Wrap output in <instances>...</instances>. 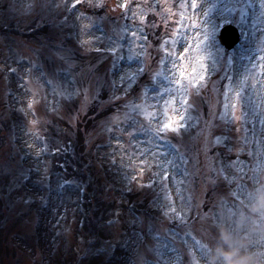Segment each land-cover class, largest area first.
<instances>
[{
  "label": "rangeland",
  "instance_id": "obj_1",
  "mask_svg": "<svg viewBox=\"0 0 264 264\" xmlns=\"http://www.w3.org/2000/svg\"><path fill=\"white\" fill-rule=\"evenodd\" d=\"M75 1L0 0V264H53L62 253L69 258L75 220L60 223L76 211L79 184L92 189L83 204V235L92 240L83 245L81 264H264V68L252 70L264 64V17L253 30L250 20L241 26L232 14L241 36L227 51L206 41L203 30L229 15V0H199L207 17L187 6L191 0H123L125 8L117 0H80L87 11L73 8ZM181 16L184 27L176 36ZM43 25L25 37L26 29ZM140 30L147 40L133 39ZM189 44L185 60L171 55ZM184 94L188 127L158 138L152 115L159 121L174 116ZM87 121L92 126L78 134ZM100 146L105 153L98 156ZM83 147L87 163L78 159ZM236 161L248 177L258 175L255 184L245 179L246 196L233 197L235 185L217 174ZM109 165L114 181L124 174L132 184L148 181L144 190L134 188L143 211L127 250L116 257L112 243L97 237L116 239L119 225L97 228L93 216L110 190ZM30 166L34 177L27 174ZM165 243L169 252L162 256Z\"/></svg>",
  "mask_w": 264,
  "mask_h": 264
},
{
  "label": "snow or ice",
  "instance_id": "obj_2",
  "mask_svg": "<svg viewBox=\"0 0 264 264\" xmlns=\"http://www.w3.org/2000/svg\"><path fill=\"white\" fill-rule=\"evenodd\" d=\"M80 0H77V3H79ZM119 7L125 8L126 5L124 4L123 0H120V3L118 4ZM190 7L193 12H196L197 10H200L202 12V15L207 17L208 12L203 9V6L199 3V0H191V3L187 5ZM72 7H75L73 5ZM224 10L229 13V15H223L221 14L219 17H217V21L215 23H211V31H209L207 28H205L204 31V39L211 40L212 46L216 48H220L221 42L226 41V37L224 36V30L232 25L233 23H236L237 21L234 20L232 14H238L240 19L239 23L241 26H244L246 21H251V28L253 30L256 29L257 23L259 22L260 17H264V0H259V3H253V0H229L227 4L224 5ZM259 12V16L257 13ZM183 19L184 17L181 16V22L178 25L175 35L179 36L180 35V29L181 27H184L183 25ZM209 20H205L204 23L207 24L209 23ZM196 23L193 22L191 24L192 28H196ZM141 31V35L137 36L136 32L132 33L133 39H142V40H147V36L143 34V31ZM242 35L246 34L242 32ZM183 39V37H181ZM173 43H176L178 46L183 47L184 45L180 44L179 40H174ZM199 47V45H197ZM243 47V45H241ZM191 49V45L189 44L187 47L184 48V53L183 54H171L175 56L176 60L183 61L187 58L186 54L187 52ZM249 60L252 59V57H248ZM261 61H264V57H260ZM164 61H162V64ZM176 63L173 62V68L175 69ZM203 68L204 66L201 65ZM244 67V73L247 74L249 70L247 69L246 66ZM256 67H261L264 68V64H259V65H253V69L255 70ZM140 72H143V69L139 70ZM195 72V70H193ZM157 77H160L163 75V73H157ZM135 75L129 76V82H132L135 80ZM166 78V77H165ZM184 78V73L181 72L180 74V80H176L175 83L177 84L178 87L181 86V82ZM123 79V78H122ZM205 77L201 75L199 77L200 81H203ZM171 83V81H170ZM243 84L244 82H241V86L239 89L236 90L235 95L238 101H241L243 99L242 93H243ZM172 103L175 105L177 102L175 100L172 101ZM181 107L179 109L173 107L172 112L175 113L174 116H168L165 114V119L164 121H159V117L155 114L152 115V119L156 120L159 124L155 135L159 138L162 137L164 133L166 132H173V133H178L182 130H185L188 127V120L191 119L190 114H189V103L188 100L185 98L180 101ZM236 105H233V108H235ZM242 111V118L247 122L248 120V113L244 112L243 108L241 109ZM163 143V141H162ZM161 156L166 160L167 158V153H164L163 150H161ZM142 156L144 155L143 153L141 154ZM171 163V162H169ZM161 169H164L163 164L157 165ZM245 166L242 165L239 161L234 162L233 164H225L222 165V167L218 170L217 174H223V179L225 181H228L230 186L235 185V191L231 193L233 197H239V196H246L248 193L247 191V185L245 183V179H249L255 184L258 181V175L256 172H253V175L248 177L247 173L244 170ZM235 169V171H233ZM231 177V179H230ZM164 178L167 179V172L165 171ZM199 246V245H198ZM169 252V246L167 243L163 244L162 249H161V255H167Z\"/></svg>",
  "mask_w": 264,
  "mask_h": 264
},
{
  "label": "trees",
  "instance_id": "obj_3",
  "mask_svg": "<svg viewBox=\"0 0 264 264\" xmlns=\"http://www.w3.org/2000/svg\"><path fill=\"white\" fill-rule=\"evenodd\" d=\"M123 91H118L117 94H120ZM93 116H96L94 112L89 116L88 119L91 120ZM86 125L79 126L78 125V134L82 133L83 131L88 130L92 125L91 122L87 121ZM83 129V131H81ZM47 139L51 142L48 137ZM97 155L100 156L105 153V148L103 147H98ZM80 156L78 157L79 160L85 161L88 152L82 148ZM54 161L57 164H62L60 162V159H54ZM86 162V161H85ZM87 163V162H86ZM58 166V165H57ZM59 167V166H58ZM61 168V167H59ZM104 177L105 180H107V184L110 186V190L106 193L107 198L106 199H100L95 206L94 210V219L97 221L96 225L97 228L109 225L110 223L118 224L119 225V232L117 233V237L112 238V237H103V235L99 234L98 239H100L102 242H105L107 245L108 243L110 244L113 250V255L116 257L120 253H124L126 246L124 244H127L128 241H130V237L134 234L135 232V221L136 217L141 211H143V207L139 206V204L135 201L136 198V190H144V187H139L135 184L130 183L127 180V177H122L120 178L121 180H115L114 181V173L111 171V169H108L107 167H104ZM42 173V172H41ZM51 174L49 178V182L52 183L51 179ZM58 180V184H59ZM26 184V183H25ZM55 187L57 186L54 184ZM105 187V183H104ZM137 188V189H134ZM91 190H87V187L85 188L83 184H80L79 189H78V194H76V201L75 204L78 209H75L76 211L71 214H75L76 217L73 219L75 220V234H74V239L76 238V244L73 243L72 246H70V252H69V258H65L66 254L62 253L64 257H60L59 259L56 260L57 264H79L83 256H85V253L87 250L83 247L84 243L86 244L88 242H91L92 238H87V236L83 235V230L84 233L87 231L85 230V216L83 215V212H85V207L83 205V201H85V198L89 195ZM111 193V195L109 194ZM83 206V207H82ZM70 219L67 218V216L64 215L63 220L61 221V226L66 227L67 225L70 224ZM89 226L92 227L91 222H87ZM93 228V227H92ZM95 229V227H94ZM96 234L94 235V241H96L97 238ZM129 238V240H128ZM123 248L125 249L123 251ZM116 254V255H115ZM120 256V255H119ZM81 264V263H80Z\"/></svg>",
  "mask_w": 264,
  "mask_h": 264
},
{
  "label": "water",
  "instance_id": "obj_4",
  "mask_svg": "<svg viewBox=\"0 0 264 264\" xmlns=\"http://www.w3.org/2000/svg\"><path fill=\"white\" fill-rule=\"evenodd\" d=\"M224 36L226 37V41H222L221 43L226 46L227 49L231 48L236 42H238V34L233 27H227L224 30Z\"/></svg>",
  "mask_w": 264,
  "mask_h": 264
}]
</instances>
